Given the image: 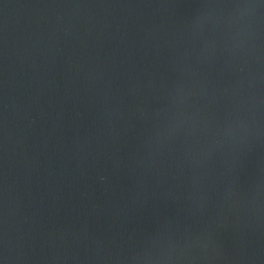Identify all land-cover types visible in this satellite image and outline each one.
Here are the masks:
<instances>
[{
    "label": "water",
    "instance_id": "1",
    "mask_svg": "<svg viewBox=\"0 0 264 264\" xmlns=\"http://www.w3.org/2000/svg\"><path fill=\"white\" fill-rule=\"evenodd\" d=\"M0 264H264V0H0Z\"/></svg>",
    "mask_w": 264,
    "mask_h": 264
}]
</instances>
